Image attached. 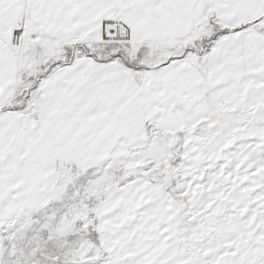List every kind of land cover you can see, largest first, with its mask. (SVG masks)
I'll list each match as a JSON object with an SVG mask.
<instances>
[{
  "label": "snow or ice",
  "instance_id": "obj_1",
  "mask_svg": "<svg viewBox=\"0 0 264 264\" xmlns=\"http://www.w3.org/2000/svg\"><path fill=\"white\" fill-rule=\"evenodd\" d=\"M0 264H264V0H0Z\"/></svg>",
  "mask_w": 264,
  "mask_h": 264
}]
</instances>
